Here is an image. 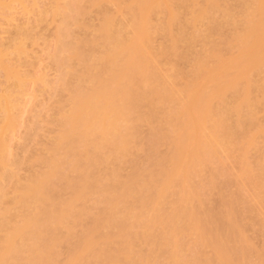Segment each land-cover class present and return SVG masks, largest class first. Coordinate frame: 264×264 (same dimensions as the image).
Wrapping results in <instances>:
<instances>
[{
    "label": "bare ground",
    "instance_id": "1",
    "mask_svg": "<svg viewBox=\"0 0 264 264\" xmlns=\"http://www.w3.org/2000/svg\"><path fill=\"white\" fill-rule=\"evenodd\" d=\"M44 1L0 0L8 25L17 4L36 18L0 43V264H264L246 234L264 228V0H70L69 16ZM46 12L60 21L59 80L38 91L66 93L47 147L14 161L37 162L21 177L3 140L29 81L20 69L33 67L21 56Z\"/></svg>",
    "mask_w": 264,
    "mask_h": 264
},
{
    "label": "rangeland",
    "instance_id": "2",
    "mask_svg": "<svg viewBox=\"0 0 264 264\" xmlns=\"http://www.w3.org/2000/svg\"><path fill=\"white\" fill-rule=\"evenodd\" d=\"M69 1L70 0H68V1L67 0H59V5H60L61 9L63 10L62 12L65 13V16H69V13L65 12V11H67L66 8H65V11H64L63 8H64V6L66 7L65 4L68 3ZM73 1H76L75 2L76 4L75 3L73 4L75 6V8L77 6H79V5H81V6L84 5L82 7H85V1L86 0H73ZM118 1H120L119 3H121V4H125V3L126 4H130V2H131V0H118ZM28 2H29L28 3L29 5L28 4H26V5L30 6L31 3H30V1H28ZM44 2H47V1H44ZM50 2H51V0H49L47 3H50ZM39 4L40 3H38V5ZM43 4H45V3H43ZM17 5H15V6L17 7ZM15 6L12 8L13 10L10 11L12 13L13 20L16 18L12 22L13 23L12 26L8 25L9 24L8 22L3 21L4 19H0L1 20L0 21V24H1L0 25V39H1L0 40V43L1 42L2 43L4 42L3 43L4 46H7L6 44H8L9 39H11L9 37L15 36V35H13L15 33L14 30L16 31L15 26H17L19 24L21 25V23L24 24L23 22L27 23V21L25 20L26 17L27 18H31V19H27V20H29V21L31 20V22H33L32 21L33 18H34V15L33 14H31V15H33V17H30L31 15L28 17L27 16V13H26L25 14L26 17H25L24 16V13L25 12L22 14V12H23L22 11V7H19V5H18V7L16 8ZM39 7H42V6L39 5ZM114 9H115V7L113 8V11H114ZM15 10L16 11L18 10V11L16 12ZM78 11L79 10L77 8L72 13V16L74 17V20H76V19H82L81 17H79L77 15ZM30 13H32V12H30ZM33 13L35 14V12H33ZM46 13H48L46 16L44 14V19H45L46 22H43L44 24H41L39 26V28L37 27L38 30L36 29L37 31H34L33 32L34 33L33 34L34 37L38 33V37L36 36V38H38V40L36 42L37 44L35 43L34 45H32L31 43H29L30 41L28 43L31 44V45H29L27 43L28 44L27 45L28 47H26V50H28L29 52L31 51V52L29 53L27 51L26 53L30 57L29 56L26 57V56H23V55L21 56L22 57L21 58V62L24 61V60L22 61V59L24 58L25 61H28V59H29L30 60L29 62H31V60H32L34 63L31 62V64H32L33 67H28V65L26 64L27 67H25L26 68L25 71L23 70L25 65L23 67H21V69H20V75L21 76L23 74L25 75L26 73H24V72H26L27 70L30 69L29 70V73L27 74V77H28V75H30L29 76L30 78L28 77L29 78L28 79L26 76L24 77V79L27 78L26 82L29 80L28 83H27L26 89H25L26 92L23 95V97L21 98L22 99V101H21L22 103H20L21 104L20 105V108L18 110H15L12 113V116H13V119H14V123H13V126H12L11 130L8 132L7 135H5V138L3 140V153H4V156L6 158V161L10 165L9 166L10 169L16 171L21 177H26L28 175V173L30 175L31 174L30 172H32L33 169L34 170H37L36 168L38 166L35 165L37 162L35 164L33 163L34 165H33V167H31L32 168L31 171H29V169H30V167H29L30 165L29 164H25V165H29V166H24V164L17 165L16 163H15L16 165H13L14 161L17 162V160H18V163H20L21 161L25 160V157H28L29 154L31 152H33L32 150H34V149L37 150L38 147H39L38 150L40 151V148H41V152H42L43 151L42 149H44L43 147H45L46 144L48 145V143H44L45 145L42 143V142L45 141V138L46 137H47L46 138V141L47 142H48V140L51 141V139L53 137V134H52V136L51 135H48V134H51L52 132H55V129H53V128L51 129V126H53V125L51 124V126H50L49 123H48L49 125L47 127L46 126V122H48L51 119L50 117L55 112V111L52 110V104L56 103L55 101L58 100V98H57L58 95L61 92H64V91L60 90L59 86L57 87L56 92L55 93L53 92V94L48 93V92H51L50 88H48V87L43 92H39L38 91L39 87H43L41 85V82L42 81H46L49 84H51V83L53 84L54 82H56V81L59 80L58 79L59 72H58V69L55 68L56 66H54V64H53L52 55L55 54L56 47H57V38L55 37V34L57 32L56 29L60 25V21H59V19L57 17H54L52 15V13H50V12H46ZM93 14L90 17V20L93 17V19L91 20L92 22L90 23L88 20L87 21L90 24H88V22H86V24L88 25V29H90V28L93 29L94 28L93 30H90V31L88 30L87 31V37L89 38V41H91V39H95L96 40V38L98 37V35H97V32L98 31L96 30V26L97 27L100 26V24H101L100 23L101 22L100 19L102 18L100 16H97V14H94V16H93ZM14 16H16V17H14ZM24 17H25V19H24ZM37 18H38V15H37ZM34 19L36 20V18H34ZM96 21H98V22H96ZM10 24H11V22H10ZM76 26H77V24H75L74 26L71 27V30H72L71 32L72 33H71L70 36H67L65 38L66 43H68L69 41H73L75 39V37L78 36V34H77L78 33V30H77ZM9 29H12L14 33L12 32V30H9ZM97 29H99V27ZM7 30L9 31V33L7 32ZM4 31H6L8 34H6V32L4 34L3 33ZM91 31L92 32L95 31V33L91 34ZM35 32H37V33L35 34ZM88 33H90V35H91L90 37L88 36L89 35ZM94 34H96L95 35L96 38L93 37ZM6 39H7V41H6ZM95 40H92V41H95ZM5 48L7 49V47H5ZM10 59H11V57H10ZM13 61L14 60H12V62ZM10 63H11V61H10ZM18 65L19 64H16V66H18ZM21 65L22 64H20V66ZM34 81H37V83H35ZM56 84H57V82H56ZM65 93L66 92L61 93V95L63 94L62 95L63 96V100H64V97H65L64 96ZM262 119L263 118H261V121H262ZM33 129L34 130L36 129V131H35V133H37L36 135L33 134L34 133ZM52 130H54V131H52ZM32 131H33V133L31 134ZM50 131H52V132H50ZM142 133H144V132H142ZM145 133H146V129H145ZM47 135L50 136V137H48ZM39 141H42V142L40 143ZM38 143L39 144H42L44 146L43 147H40L42 145H39ZM161 148H163V147H161ZM161 150L164 151V149H161ZM252 152L253 153H250V155H249L251 162L248 164V166L252 169V171H254L255 168L258 167V165H257V163H255V158H253L256 155V153H255L256 151L255 152L252 151ZM37 153H38V151H36V153L34 152L33 155H30V157L33 156L32 158L35 159L38 154L40 155V153H38V154ZM35 154H36V156H35ZM34 156H35V158H34ZM142 156H143V154H142ZM251 158H253V159H251ZM228 168H229V170H228L229 173L231 171L233 173V175L236 174L237 172H239L238 169H237V167H236L235 162L233 163V161H229ZM23 175H26V176H23ZM71 177H72V174H71ZM244 180H245L246 183H249L248 179L244 178ZM64 183L65 182H63V184ZM218 183H220V182H218ZM10 185H12V184L9 183L8 186L10 187ZM59 185H61V184H59ZM223 185H222V188H223ZM62 186H61V189H63ZM246 187L248 188V186H246ZM246 187L244 188L245 189V194L248 195V192H246V191L249 190V188L246 190ZM224 188L226 189L227 187H224ZM7 189H9V188H7ZM225 189H224V191H225ZM233 189L236 190V186ZM218 190L220 191V188ZM226 190H228V188ZM219 191H216V193L219 192ZM226 192H227L226 195H228V191H225V193ZM218 194H220V193H218ZM222 194H224V192ZM226 195L224 194V198H227ZM63 196H64V193H61V197L62 198H63ZM66 196H65V198H67ZM208 196H209V198H206L208 201H205V203H207L208 207H211V209H214L213 207L215 206V209L214 210H217L216 205L219 203L217 201H221L218 198L219 196H214V199H213V196H211L212 199H210L211 198L210 195H207V197ZM222 197H223V195H222ZM220 199H222V198H220ZM210 200H213V201H210ZM212 204H214V205H212ZM218 206H220V205H218ZM221 206H220V209L218 208L219 211L221 210ZM208 207H207V209H208ZM211 209H209V210H211ZM216 212H218V210ZM240 213L242 214V211ZM246 222L249 223L248 221H245V223ZM263 231H264V228H261L260 226L250 228L248 231H246L247 232L246 233L247 234V237L249 239V243L253 247L252 248V251H253V249H254V251L255 250L259 251L260 249L262 250L264 248V247L262 248V246H264L263 245L264 244V234H263ZM262 234H263V236H262ZM255 248H257V249H255ZM62 249L65 250L64 248H62ZM63 250L61 252L64 254L65 252H63ZM261 250H260V252H261ZM65 255L64 256L63 255H60V257H62L61 258L62 260L65 259ZM61 259H60V262H63V261H61ZM66 259H67V257H66ZM252 260H253V258H252ZM252 263H254V262H252Z\"/></svg>",
    "mask_w": 264,
    "mask_h": 264
}]
</instances>
